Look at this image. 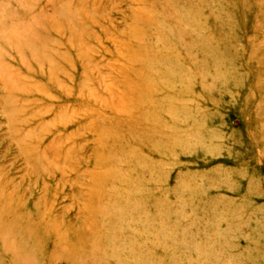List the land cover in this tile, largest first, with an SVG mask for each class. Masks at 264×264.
Segmentation results:
<instances>
[{
  "label": "rangeland",
  "instance_id": "obj_1",
  "mask_svg": "<svg viewBox=\"0 0 264 264\" xmlns=\"http://www.w3.org/2000/svg\"><path fill=\"white\" fill-rule=\"evenodd\" d=\"M0 264H264V0H0Z\"/></svg>",
  "mask_w": 264,
  "mask_h": 264
}]
</instances>
